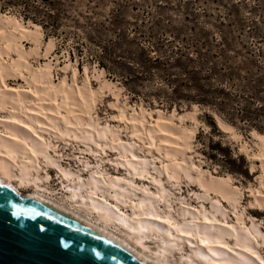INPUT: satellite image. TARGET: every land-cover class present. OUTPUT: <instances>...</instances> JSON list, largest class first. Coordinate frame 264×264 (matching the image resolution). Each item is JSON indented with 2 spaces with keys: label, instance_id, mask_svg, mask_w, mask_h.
Returning <instances> with one entry per match:
<instances>
[{
  "label": "bare ground",
  "instance_id": "6f19581e",
  "mask_svg": "<svg viewBox=\"0 0 264 264\" xmlns=\"http://www.w3.org/2000/svg\"><path fill=\"white\" fill-rule=\"evenodd\" d=\"M23 40L33 45L31 52L25 51L22 45ZM41 40L40 26L22 22L11 15L0 14V110L6 106L11 108L14 106V110L22 107L24 117H26L25 121L15 119L14 115L13 117L9 115L8 120L23 125L26 123L32 132L34 131L29 125L35 124L42 129L53 130L58 138H71L84 145L93 143L96 147H100L98 143L115 142L116 144H111L109 148L117 151L120 159L118 164L129 176L134 178L148 174L149 163L135 155L133 145L119 141L116 133L108 126L100 127L95 120L92 122L90 118L85 119L77 115L80 113L89 117V112L98 96V92H95L97 90L93 91L90 87V71L87 67H82V81L79 85L77 77L80 72L71 65L67 57L59 60L57 55H53L54 43L51 38L45 42L44 55H42L47 62L39 64L36 68L32 67L28 58L32 56V53L38 55ZM11 53L15 54V58L11 56ZM57 66L63 72H70V84L66 83V77L63 76L56 84L53 83V67ZM9 73L22 77L28 84L27 86L32 89L31 92L37 101L35 105L37 110L26 106L30 100H26L24 95L18 92L19 90L5 85L3 78ZM99 74L93 77L101 83L99 84L100 89L102 91L106 89L117 98L119 88H115L116 91L111 90L110 85L114 86V83L101 80ZM44 103H48L49 106H44ZM192 107V112L182 115L176 114L172 109L169 116H164L158 109L148 111L136 105L117 107V111L119 120L130 128L131 135L139 140H145L147 147L151 148L156 139L160 142L161 146L154 147V150L160 156L161 166L153 167V169L159 175L164 174L167 181L177 182L183 177L196 183L205 194H213L214 201L209 202V208L201 205L196 211L179 208L172 213L173 210L171 211L165 197L166 190L162 186L157 187L156 192L153 193L145 188L137 189L129 182L121 184L118 178H104L99 176L98 172H92L87 178L79 177L51 159L46 153V147L30 135V132L1 120L3 134L0 135V184L10 188L20 197L40 202L113 240L134 257L148 264H264V259L260 258L256 249L257 246L264 247V232L259 229V225L257 226L254 222L246 225L241 218L242 215L236 214V224L220 226L219 222L217 224L220 225H216L215 215L224 217L222 213L224 209L221 211L220 203L224 202L234 210L239 204L242 192L237 186H232L231 176H214L186 157V151L191 150L190 141L195 135L198 124L194 118L196 106ZM61 108L65 109L66 115L60 114ZM71 108L78 109L79 113ZM27 111L43 116H46L43 112L47 111L53 116L46 117V122L42 124L33 116L27 115ZM146 116L152 121L148 122ZM187 117L192 122L190 127L183 125ZM213 117L220 132L230 137L231 135L239 137L230 125L215 115ZM173 119L179 123L178 127L173 124ZM61 124L64 128L60 127ZM66 126L73 127V129ZM251 136L257 142L258 154H248L245 143H241L239 151L247 159L260 161L261 180L259 179L260 182H258L260 186H263L264 136L254 131L251 132ZM39 157L47 166L56 167V174L64 194L61 201L65 204L43 193V190L47 188L40 185V182H47L48 175L47 173H45L46 177L38 175ZM151 181L159 183V179H151ZM29 185L33 190L23 195L22 190ZM251 189H248L250 195L258 200L254 193L259 192H253ZM136 191H140V195H137ZM98 194L101 198H98ZM205 194L200 196L204 200L207 199ZM109 199L112 200L113 205L107 202ZM159 199L165 201L167 212H162L157 208ZM186 216L190 219L185 220ZM178 218L181 220L179 221ZM145 239L156 240L153 242L155 244L153 250L146 249L145 251L142 243ZM179 240L185 241L188 248L185 250L180 248L182 243L178 242ZM229 240L231 243L228 242ZM174 250L184 253L174 258L172 254Z\"/></svg>",
  "mask_w": 264,
  "mask_h": 264
},
{
  "label": "rangeland",
  "instance_id": "374dc122",
  "mask_svg": "<svg viewBox=\"0 0 264 264\" xmlns=\"http://www.w3.org/2000/svg\"><path fill=\"white\" fill-rule=\"evenodd\" d=\"M14 1L17 0H0V14L14 16L22 22L33 23L31 20L23 19V14L18 6L8 4L9 2L13 3ZM60 1L62 3V19L61 26L58 27V32H63L64 34H59V36L56 37L51 30H44L40 26L42 31V44L39 50L40 54L38 53V55H34V53H32V56L28 58L30 64L33 68H36L39 64L47 62L42 55H44L45 42L51 38L54 43L53 55H57L59 60H62V57H67L71 65H73V67L75 66L80 72L77 77V83L79 85L82 81V67H87L90 71V87L93 91L97 90L95 91L98 92L97 99L92 106V110L89 112V117L81 115L78 109L71 108V110L73 109L74 112L77 111V113L80 114L77 115L82 118H90L92 119V122L95 120V123L100 127L108 126L116 133L119 141H122L124 144L133 145V152L135 155L139 158L145 159L149 163L148 174H145V176L143 175V177L134 178L129 176L124 168L118 164L120 159L117 151L109 148L111 144L115 145V142L109 143V141H107L104 143L105 145L103 143H98L100 147H96L93 143L84 145L71 138H58L54 135V131L51 129H42L35 124L29 125L34 131L32 132L26 126V123L23 125L17 122H12L10 119L9 121L8 118L13 117L12 115H14L15 119L25 121L26 117H24L25 115L22 107L18 108L17 106L16 108H18V110H14V106L13 108L6 106L4 109L0 110V120L7 121V123L12 125L14 124L28 133L30 132V135L46 147V153L51 159L58 163L62 168L69 170L79 177L87 178L92 172H98V175L103 176L104 178H118L120 179V183L122 182L121 184H123V182H129L137 189L145 188L147 191L153 193L156 192L155 190L157 187L162 186V188L166 190L165 197L167 198L168 205L170 206L171 211L173 210L172 213H174V211L179 208H185L188 211H196V209H200L201 205L205 208H209V202L211 200L214 201V196L209 193L205 194L198 188L196 183L190 182L183 177L175 182L173 180L167 181L164 174L159 175L153 167L159 168L161 166L162 161L159 160L160 156L154 150L158 145L161 146L159 144L160 142L156 139L157 142L155 141V143H153L154 145L149 148L147 147L148 144L145 140H139L132 136L130 128L125 126L119 120L117 107L136 105L143 107L148 111L158 109L164 116H169L172 109L178 115L190 113L192 112V106L195 105L194 118L197 120L198 124L195 135L190 141L191 152L186 151V157H189L192 163L199 164L202 169L209 171L214 176H231L232 186H237L242 192L241 199L236 209L233 210L224 202L220 203L221 211L224 209L222 211L224 217H220L216 214V225L219 226L220 224H217L219 222L221 223L220 226H222V224H236V214L242 215L241 218L246 225H249L250 222H254L257 226L259 225V229L264 232V182L262 181L263 186L259 185L261 180V163L258 160L247 159V157L239 151L241 143H245L246 149H248V154H258L257 142L251 136L252 131L256 133L258 132L254 128L242 126L241 124H230L235 134L239 135L237 138L232 135L230 137V135L218 130L213 117V115H217L212 110L186 101L169 104L165 99L169 96L168 90H164L167 91V96L163 93L160 94V92L157 91V86L160 81L155 79L148 81L143 80L140 82L128 83L127 86L124 80L119 78V76L115 75L110 77L107 71L100 67L98 63V60H100L103 66L106 64V61L102 59L100 53V48L105 44H101L97 49V47L87 44L85 39L86 36L94 38L96 41L97 38H100L101 40H105L106 38L109 39L110 35H108L106 31V29L109 28L108 23L111 20L116 19L119 22V29L125 35L132 36L130 38L128 36L124 44L127 41L132 40L134 37L142 38L141 36L151 38L156 44H158L157 42H159L161 38H179V40H184L187 43H189L190 40L197 41L205 39L211 42L213 38L217 40L223 38L225 41L229 42L230 50H238L242 46H246L253 50L257 48L264 50V0ZM74 33L80 39L81 44H83L81 48L76 47L75 42H78L77 38L71 35ZM176 41L177 40H175V42ZM22 45L25 51L31 52L30 49H32L33 45L29 41L23 40ZM134 47V45L129 46L131 50H133ZM126 48L128 47L121 45V50ZM11 56L15 58L14 53H11ZM93 56L96 57L94 58ZM61 66H63V64H61ZM122 70L123 66H118L116 72L123 74ZM9 74L5 76L7 78H3L5 85L16 89L17 91L19 90L18 92L24 95L26 100H30V103H28V105L26 104V106H30L32 109L36 108L34 110H37L38 108L35 106L37 105V101L31 92L32 89L27 86L28 84H26L23 78L19 75L13 73ZM97 74H99L101 80L104 79L114 83V86L110 85V89L116 91L115 88H119L120 97H113L112 93L106 89H103L102 91L100 89L101 83L93 77L94 75L97 76ZM62 76L66 77L67 84L71 83L70 72L59 70V66L53 67V83L56 84L58 79L62 78ZM43 105L46 107L49 106L48 103H44ZM63 109L64 108H61L59 110L60 114L66 115L64 112L65 109ZM43 114L46 116L37 113H27V115L33 116L36 121L41 122L42 124L46 122V117L53 116L51 113H47V111L43 112ZM188 117L184 120V127L192 126V122ZM146 119L148 122L152 121L147 116ZM173 124H175L176 127L179 125L176 119H173ZM60 127L64 128L62 124ZM66 127L73 129V127ZM1 133L0 125V135L3 134ZM128 158L131 159V157ZM43 162L44 160L39 157L38 168L40 170H38V175L43 177H46L45 173L48 175L47 182H40V185L47 188L46 190H43V193L55 201L64 202L61 201L64 194L63 189L60 186V180L56 174V167L51 165L47 166L45 162ZM187 163H189V161ZM151 179H159V183L157 184L151 181ZM248 189H251L253 192H259L254 193L258 200L250 195ZM31 190H33V188L29 185L25 190H22V193L25 195L26 193L31 192ZM136 194L140 195V191H136ZM204 194L207 198L205 200L200 197L201 195L204 196ZM98 198H101L100 194H98ZM132 199L134 198L132 197ZM107 202L112 205L114 204L111 199ZM157 208L162 212L168 211L165 209V201L161 199H159V202L157 203ZM189 219L188 216L185 217V220ZM178 220L180 221L181 219L178 218ZM145 240L142 241L145 251L146 249H150L148 251L153 250L155 248L153 242L156 240ZM178 242L182 243V247L180 248H183L184 250L188 248L185 241L182 242L179 240ZM228 242L231 243V240ZM256 249L260 258L264 259V247L257 246ZM173 252L174 253L172 254L174 258H177V256L184 253L179 250H174Z\"/></svg>",
  "mask_w": 264,
  "mask_h": 264
},
{
  "label": "trees",
  "instance_id": "16d2710c",
  "mask_svg": "<svg viewBox=\"0 0 264 264\" xmlns=\"http://www.w3.org/2000/svg\"><path fill=\"white\" fill-rule=\"evenodd\" d=\"M13 3L8 4L18 6L24 20L51 30L56 37L64 34L58 32L62 19L60 0ZM108 26L109 39L96 41L88 36L85 39L97 49L105 44L100 53L106 64L103 66L100 60L98 63L110 77L119 76L127 86L158 80L157 91L167 96L164 90H168L165 99L169 104L186 101L203 106L228 125L241 124L264 134V50L246 46L230 50L229 42L223 38L189 43L179 38H161L156 44L151 38L141 36L124 44L129 35L119 29L118 20H111ZM71 35L77 38L76 47L81 48L83 44L78 36ZM121 45L128 48L121 50ZM131 45L135 46L133 50L129 48ZM118 66H123V74L116 72Z\"/></svg>",
  "mask_w": 264,
  "mask_h": 264
},
{
  "label": "water",
  "instance_id": "95a60500",
  "mask_svg": "<svg viewBox=\"0 0 264 264\" xmlns=\"http://www.w3.org/2000/svg\"><path fill=\"white\" fill-rule=\"evenodd\" d=\"M0 264H148L113 240L0 184Z\"/></svg>",
  "mask_w": 264,
  "mask_h": 264
}]
</instances>
